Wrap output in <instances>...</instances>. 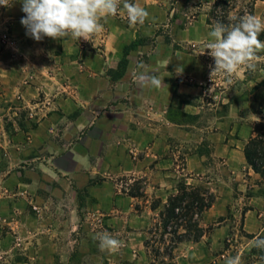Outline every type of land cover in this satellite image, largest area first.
Returning a JSON list of instances; mask_svg holds the SVG:
<instances>
[{
	"label": "rangeland",
	"instance_id": "1",
	"mask_svg": "<svg viewBox=\"0 0 264 264\" xmlns=\"http://www.w3.org/2000/svg\"><path fill=\"white\" fill-rule=\"evenodd\" d=\"M238 2L239 10L252 0ZM193 15L181 23L177 21L174 27L170 23L167 28H160L159 36L133 43L126 48V56L140 44L156 46L161 43L173 47L166 51L169 57L182 45L174 29L192 25ZM4 33L11 37L8 30H0V35ZM11 39L14 45L6 46L0 42V47L10 51L14 58L19 48L16 40ZM204 41L183 42L184 52L197 55L200 60V67L193 68L192 74L189 62L183 63L184 73L174 72L168 66L170 77L176 80V83L173 79L171 81L177 85L175 94L177 103H180V106L169 109L168 118L189 132L186 139L172 144L181 172L177 187L186 180L191 183L189 185L210 189L217 196V201L221 198L223 207L219 210L224 216L217 208L213 218L204 217L207 236L199 245L179 246L172 264H225L228 257L238 254L243 264H264V250L250 246V241L255 238L264 239V232H261L264 229V177L253 174L255 171L247 159L246 164H227L226 159L217 154L216 144L210 140L212 133L229 115L233 119L232 126L257 124L260 126L258 135L264 134V62H259L255 71L242 67L231 75V83H228L226 77L210 76V66L214 67L215 62L206 50L209 41ZM260 54L264 55V52ZM145 56L148 57L147 54ZM124 70L125 65L120 66L117 74ZM180 84L182 94H179ZM169 90L174 91L173 85ZM187 103L196 109L193 112L182 111V106ZM255 113L259 115L254 116ZM32 115L29 105L0 102V264H153L154 244L147 248L146 241L161 239V233L155 234L154 217L149 223L135 227L126 223L130 218L127 206L131 202L125 198L131 194H145L144 180L115 170L105 191L115 193L114 205L119 204L121 208L111 211L98 207L100 201L90 194L77 176L71 179L69 188H63L60 181L62 172L59 171L62 168L78 171L77 164L69 156L52 161V158H59L68 151V148L61 147L59 131L51 134L54 145H34ZM76 118L71 119L74 121ZM80 134H72L70 150H88L85 144L79 146ZM190 154L201 158L195 163L201 173L191 174L185 170ZM190 178L193 180L187 181ZM105 180L104 176H99L96 182ZM169 198L163 202L154 196L149 199V206L153 208L162 203L163 210ZM139 199L136 209L141 211L147 199L146 196ZM100 200L104 202L103 194ZM249 211H256L258 218L259 231L254 234L245 228ZM118 217L121 219L119 222ZM104 231L124 241V246L116 251L102 250L94 236ZM171 238L165 237L167 241Z\"/></svg>",
	"mask_w": 264,
	"mask_h": 264
},
{
	"label": "crops",
	"instance_id": "2",
	"mask_svg": "<svg viewBox=\"0 0 264 264\" xmlns=\"http://www.w3.org/2000/svg\"><path fill=\"white\" fill-rule=\"evenodd\" d=\"M218 1L132 0L150 13L143 24H130L123 11L115 17L101 14L104 30L90 34L87 40L44 37L39 42L27 35L20 23L25 15L22 0H6L7 7L0 5V30H8L19 48V53L12 58L10 51L0 47V100L31 107L34 145L50 147L54 145L51 134L61 132V147L68 148V151L52 161L69 156L78 167V171L75 168L59 171L62 172L59 177L63 188H69L71 179L77 176L90 194L100 201L99 208L103 211L119 210L121 206L114 205L115 193L105 191L110 186L112 174L116 170L140 176L144 180L147 202L141 211L137 210L139 197L128 195L125 199L131 205L127 206L130 218L126 223L135 227L149 223L151 217L157 222L161 206L157 210L151 208L149 199L155 196L164 202L177 193L181 172L172 144L186 139L189 134L179 123L168 118L169 109L180 106L175 94L177 85L172 84L168 66L174 72L184 73L183 63L189 62L190 74L193 68L200 67L197 55L184 52L183 42L210 40L208 33L215 24L211 12ZM190 15L194 17L192 25L174 29L182 45L169 57L166 51L173 47L161 43L156 46L140 44L126 56V48L133 43L159 36L160 28H167L170 23L174 27L177 21L181 23ZM255 16L264 19L263 1L256 3ZM125 57V70L117 74ZM141 62L151 73L164 79V86H144L135 79L136 66ZM173 80L176 83L175 78ZM172 85L174 91L170 92ZM178 87L179 94H182V84ZM193 109L196 107L191 103L181 108L186 112H193ZM72 117L77 118L72 121ZM232 120L231 115L224 118L210 140L216 144L217 154L225 158L227 164L236 166L237 163L246 164V145L256 138L260 126L247 123L232 126ZM74 132L81 133L79 146L85 144L88 150H70ZM200 160L196 154L188 155L185 170L191 174L201 173L195 166ZM99 176L106 180L96 182ZM102 194L103 203L100 200ZM220 202L221 198H218L216 205L206 213V219L213 218L215 210L223 207ZM219 211L224 216L223 211ZM255 214L256 211L247 214L245 228L251 234L259 231ZM117 220L121 219L118 217Z\"/></svg>",
	"mask_w": 264,
	"mask_h": 264
},
{
	"label": "clouds",
	"instance_id": "3",
	"mask_svg": "<svg viewBox=\"0 0 264 264\" xmlns=\"http://www.w3.org/2000/svg\"><path fill=\"white\" fill-rule=\"evenodd\" d=\"M0 5L7 7L8 3L0 0ZM122 11L132 25L143 24L150 17L143 6L132 0H22L25 15L20 23L37 42L44 37L87 40L90 34L104 30L101 14L115 17ZM261 33H264V19L251 14L240 17L232 25L219 22L212 25L206 45L215 62L214 67L210 66V76L220 75L231 83V75L242 67L255 71L257 64L264 62V55L260 54L264 52V41L259 39ZM135 79L144 86H164V79L151 73L143 62L136 66ZM94 239L102 250L116 251L124 246V241L107 231L97 233ZM250 246L264 250V239L257 237L250 241ZM225 264H243V260L238 254L228 257Z\"/></svg>",
	"mask_w": 264,
	"mask_h": 264
},
{
	"label": "trees",
	"instance_id": "4",
	"mask_svg": "<svg viewBox=\"0 0 264 264\" xmlns=\"http://www.w3.org/2000/svg\"><path fill=\"white\" fill-rule=\"evenodd\" d=\"M258 1L264 0L244 3L238 10V0H219L211 12V20L225 25L238 23L239 18L244 15H255V5ZM259 39L264 41V33L260 34ZM124 65L125 61L120 64V66ZM245 156L255 173L264 177V134L258 135L249 142ZM130 196L144 198L146 195L131 194ZM216 202L217 196L210 189L189 185L186 180L181 181L177 187V193L170 196L154 225L155 234L161 233V239L146 241L147 248L154 244L152 246L153 264L158 261H160L159 264H172L175 260L174 252L179 246L199 244L208 234L203 225L204 217ZM161 204L153 209L157 210ZM167 236H172L170 241L165 239Z\"/></svg>",
	"mask_w": 264,
	"mask_h": 264
},
{
	"label": "built area",
	"instance_id": "5",
	"mask_svg": "<svg viewBox=\"0 0 264 264\" xmlns=\"http://www.w3.org/2000/svg\"><path fill=\"white\" fill-rule=\"evenodd\" d=\"M0 42L6 46H12L15 44L8 33H4V34L0 35Z\"/></svg>",
	"mask_w": 264,
	"mask_h": 264
}]
</instances>
